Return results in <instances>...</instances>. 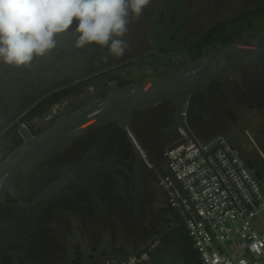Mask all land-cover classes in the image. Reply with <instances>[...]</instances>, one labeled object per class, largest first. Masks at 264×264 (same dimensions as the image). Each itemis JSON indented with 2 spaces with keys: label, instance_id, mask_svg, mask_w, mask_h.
<instances>
[{
  "label": "flooded vegetation",
  "instance_id": "af4514ba",
  "mask_svg": "<svg viewBox=\"0 0 264 264\" xmlns=\"http://www.w3.org/2000/svg\"><path fill=\"white\" fill-rule=\"evenodd\" d=\"M258 19L264 0H150L129 24L123 56L96 45L75 49L69 31L31 70L0 65V169L87 106L258 36L239 37ZM189 99L201 135L238 129L246 114L264 121V60ZM173 113L165 99L134 111L131 126H93L49 157L4 172L0 264H141L165 237H177L182 221L160 182L166 162L151 149L174 136L165 133Z\"/></svg>",
  "mask_w": 264,
  "mask_h": 264
},
{
  "label": "built area",
  "instance_id": "2783aa9c",
  "mask_svg": "<svg viewBox=\"0 0 264 264\" xmlns=\"http://www.w3.org/2000/svg\"><path fill=\"white\" fill-rule=\"evenodd\" d=\"M189 106L188 97L181 117L191 128ZM173 135L163 153L166 171L160 175V182L169 204L177 212L198 252L200 263L264 264V231H260L254 223V218L264 209L263 181L258 179L247 160L225 136L218 135L201 141L194 133L195 141L203 152L221 142L259 200L256 206L252 200L254 197L223 149H216L214 154L245 201L252 205L253 208L248 209L213 154H209L207 160L182 125L178 126ZM143 155L152 165L147 154L143 152Z\"/></svg>",
  "mask_w": 264,
  "mask_h": 264
},
{
  "label": "water",
  "instance_id": "95a60500",
  "mask_svg": "<svg viewBox=\"0 0 264 264\" xmlns=\"http://www.w3.org/2000/svg\"><path fill=\"white\" fill-rule=\"evenodd\" d=\"M263 60L264 35H258L247 42L228 45L220 50L217 54L200 58L174 73L167 74L158 79L150 80L132 89L114 93L108 96L102 102L89 105L83 110L64 118L55 127L34 139L29 146L24 148L19 153V155L8 164L7 167L0 169V176L9 169L12 170L16 166H20L22 163L31 164L49 157L51 154L66 146L74 137L84 133L88 128L93 126L101 125L112 120L119 121L121 123H127L131 126L130 120L134 111L155 106L165 99L171 101L174 105L173 121L171 125L165 129V133L169 135L170 133L175 132L179 125H182L185 128L189 138L195 141L192 125L190 124V128L188 125H186L181 117V111L186 99L195 90L208 86L214 80L233 74L246 66L257 65ZM195 143L196 146L199 147L196 141ZM219 147L223 149L224 153L251 192L252 196L254 197L252 200L257 206L259 204V200L221 142L217 143L206 152H203L200 147L199 149L206 159L209 154H213L214 158L236 189L246 207L248 209H252L253 207L250 202L245 201L239 189L214 154L216 149ZM208 163L210 164L209 161ZM247 164L255 171V164L252 160H248ZM213 171L216 173L214 168ZM255 174L258 179L263 181L264 187L262 174L259 171H255ZM224 188H226L225 185ZM229 197L232 196L230 195Z\"/></svg>",
  "mask_w": 264,
  "mask_h": 264
},
{
  "label": "clouds",
  "instance_id": "9594fccd",
  "mask_svg": "<svg viewBox=\"0 0 264 264\" xmlns=\"http://www.w3.org/2000/svg\"><path fill=\"white\" fill-rule=\"evenodd\" d=\"M150 0H0V65L31 70L71 31L73 47L123 56V37ZM107 56L100 59L106 61Z\"/></svg>",
  "mask_w": 264,
  "mask_h": 264
},
{
  "label": "rangeland",
  "instance_id": "374dc122",
  "mask_svg": "<svg viewBox=\"0 0 264 264\" xmlns=\"http://www.w3.org/2000/svg\"><path fill=\"white\" fill-rule=\"evenodd\" d=\"M256 26H257L256 28L250 30L247 29L246 32L239 34V37L241 36L240 39H245L255 34L264 35V21L258 19V21H256ZM243 118H244L243 126L239 127L238 129H235V132H233V129L221 130L219 131L218 135L225 136L231 143L239 146L240 149L241 147L244 148L245 150L248 149L252 150L253 148L255 149L257 148L256 150H258V155L264 161V153L260 150V148L257 147L256 137L254 136V132L255 133L261 132V129L263 128L264 125V121H262V119L259 118L257 115H253V114H246L244 115ZM230 132H233L234 134L228 135L227 133ZM231 136H234V139L230 138ZM173 137H171V139L168 140V142L166 143L167 145L165 144L166 146H168V143L170 142V140L173 139ZM198 137L201 141H205L208 136L201 135ZM254 223L260 231H264V209L260 212L258 216L254 218ZM176 224L179 227L181 226L180 231L178 232L180 235L177 234L178 239L177 237L172 238L171 236L165 237L162 242L163 244H161V246H158L157 248H154L152 251V255L147 254L145 259L141 262V264H197L198 252L195 249V247L191 245L192 243L188 247L184 245V248L183 245L181 244V240H183V236L188 237L191 242L187 230L183 226L182 222H178Z\"/></svg>",
  "mask_w": 264,
  "mask_h": 264
},
{
  "label": "trees",
  "instance_id": "16d2710c",
  "mask_svg": "<svg viewBox=\"0 0 264 264\" xmlns=\"http://www.w3.org/2000/svg\"><path fill=\"white\" fill-rule=\"evenodd\" d=\"M173 105V104H172ZM193 129V127H192ZM194 133L196 134V136H201V134L196 130V129H193ZM221 131V130H220ZM233 132H235V130H233ZM233 132H230V133H227L228 135H233L234 133ZM219 134V131L215 132L214 134H211L210 136L207 137L206 140L208 139H211L213 138V136H216ZM254 136L256 137V145L258 148H260V150L264 153V130H261L260 133H255L254 132ZM199 138V137H198ZM230 138L234 139V136H231ZM172 141V140H171ZM170 141V142H171ZM233 144V143H232ZM238 150H240L239 152H241V156L246 159L247 161L248 160H252L255 164V171H259L262 176H263V180H264V161L263 159L258 155V150H256L255 148H253L252 150L251 149H248V150H245L244 148L237 146L235 144H233ZM164 146H158V148H156L155 146H153L151 149H152V152H154V155L152 156V158L157 161L159 164H162V163H165L164 160V150H165V147L163 148ZM242 150V151H241ZM246 152H244V151ZM158 155V156H157ZM180 222V221H178ZM182 225V224H181ZM181 227V226H180ZM180 227L178 225H176V231H177V234H179L178 232L180 231ZM176 234V236H177ZM180 235V234H179ZM178 239V237H177ZM192 243V241L190 242L189 238L186 237V236H183V240H181V244L183 245V248H184V245H186V247H188L190 244ZM193 245V243L191 244ZM197 264H201L200 263V259H199V256L197 258Z\"/></svg>",
  "mask_w": 264,
  "mask_h": 264
}]
</instances>
